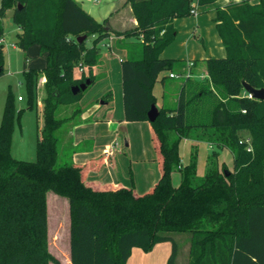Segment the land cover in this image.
<instances>
[{"label": "trees", "instance_id": "16d2710c", "mask_svg": "<svg viewBox=\"0 0 264 264\" xmlns=\"http://www.w3.org/2000/svg\"><path fill=\"white\" fill-rule=\"evenodd\" d=\"M126 1L137 25L115 32L107 19L96 21L75 0H1L0 18L11 9L21 31L17 48L36 44L45 58L42 73H24L29 109L35 105L37 73L45 82L42 151L35 162L11 155L14 122L22 112L11 94L0 123V264H59L47 248L49 192L68 200L70 264H127L134 249L149 253L161 243H171L167 264H175L172 233L190 234L188 264H264V100L249 99L243 89V83L264 89V0L217 10L214 22L226 56L203 62L205 80L195 75L201 62L190 61L176 105L160 108L149 123L160 178L147 193L96 189L85 180L84 167L58 164V131L69 122L57 117L58 109L80 101L83 92L73 95V87L86 79L95 83L91 70L100 59L99 45L111 34L136 39L120 45L127 54L121 62L124 121L148 122L156 105L154 86L166 79L160 76L183 73L184 61L160 55L174 41L173 20L192 16L194 1ZM3 34L0 26V39ZM83 66L88 75L74 79V70ZM0 68L1 76L3 45ZM107 98L110 93L102 100ZM195 130L209 132L215 146L231 152L234 164L231 172L208 170L197 186L195 154L185 167L179 154L180 142ZM242 132H248L250 152L239 143ZM175 171L181 173L178 187L172 185Z\"/></svg>", "mask_w": 264, "mask_h": 264}, {"label": "rangeland", "instance_id": "374dc122", "mask_svg": "<svg viewBox=\"0 0 264 264\" xmlns=\"http://www.w3.org/2000/svg\"><path fill=\"white\" fill-rule=\"evenodd\" d=\"M92 1L93 0H88L90 3H92ZM98 2V4L93 6V16L95 20L100 21V23L109 17L112 7L114 8V6H116L115 11L120 7L119 0H98ZM12 16L13 11L9 9L6 11L5 16L0 18V26H2L4 31L2 37V39H4V72L0 76V123L5 110L7 97L11 94L15 110H22L19 119L14 122L11 155L16 160L35 162L37 160L38 151L40 153L42 151L39 128L42 124L43 115L39 112L38 108L42 107V100L44 97L43 74L41 73L45 68V58L39 54V47L36 44L32 45L26 51L17 48L16 41L19 29L13 22ZM92 40V38L88 39V47L92 45ZM129 41V43H135L136 39L131 38ZM99 47L100 51L104 50L107 53V48H103L102 44H100ZM108 54V59L112 61L115 68L117 67L118 69V55ZM98 63L93 66V68L97 67ZM76 69L87 70L86 66ZM29 70L41 72L40 74L37 73L36 99L32 109L28 108V91L24 82V73ZM203 72L204 70L202 69L200 73ZM167 74L168 72H164L161 76L166 77V99H169L171 92H173V95L175 92H179V86L182 84L183 79L172 80L167 77ZM109 76L112 79L111 84L113 86L116 81L113 70L112 74ZM92 86L93 84L83 92L81 99L92 91ZM172 87H175L176 90H172ZM109 93L112 99L113 94L112 92ZM104 96H102V98ZM82 109L78 101L73 105L60 107L57 112V117L67 118L69 122H78L82 114ZM77 110L79 112L76 113L75 111ZM111 117L112 122L110 123H99L95 125L85 124L75 128L73 139L76 143H82L86 140L92 141L93 152L91 156H94V158H101L109 153L112 147L114 148L111 160L107 161L98 171L90 170V175L98 179L125 182V184L135 186L137 191L145 194L150 190L148 189V191H145L147 187L152 181L157 179L159 174L157 164L153 161L156 153L154 154L149 124L147 122H126L124 121L123 114H118L117 111H114ZM66 129L67 123L58 131L59 165L70 163L69 152L63 145ZM247 137H249L248 132H242L240 134L241 139ZM188 139L192 143V148L194 147L195 151L191 152L192 148H187L189 145L187 144L185 148V157L181 160V165L183 167L189 165L191 162V154H195L196 172L192 179L193 186L199 185L210 169L218 168L221 171L223 168L228 171L234 169L231 152L228 149H220L215 146L213 144V137L209 132L195 130L190 133ZM209 145H212L213 149H211ZM181 151H183L182 146ZM85 160L86 157L80 154L74 157V161L80 164L84 163ZM172 175L173 178L176 179L174 181V186H179L181 180L180 171H175ZM52 195L55 194L49 192L46 197L48 252L58 260L59 264H70V256L67 250L69 241L68 225L70 224L68 201H54ZM170 235L178 246L176 264H187L190 234L172 233ZM170 253L171 243L158 245L155 253L148 254L142 264H167ZM128 264H134V260H131Z\"/></svg>", "mask_w": 264, "mask_h": 264}, {"label": "crops", "instance_id": "0c3cea01", "mask_svg": "<svg viewBox=\"0 0 264 264\" xmlns=\"http://www.w3.org/2000/svg\"><path fill=\"white\" fill-rule=\"evenodd\" d=\"M77 3L81 5V7L93 18V6L98 4V0H93L92 3L88 2V0H75ZM194 1V14L187 18L175 19L172 22V25L175 29V38L172 44H170L160 55L161 59H171V60H181L184 61L185 64L181 66L183 73H175V74H185L188 72L189 67H191L190 61H200L201 63L197 65L195 69L197 71L196 78L201 80L200 77L206 76V74L200 73L202 69L204 70L203 62L208 59H221L226 56L225 48L218 36L216 31L215 18L217 15L218 9H223L230 4L240 3L242 0H217L215 3L207 5V6H198ZM258 0L251 1V4H256ZM120 7L115 11V7L110 10L109 17L107 20L109 21L110 28L115 32H123L129 29H133L137 23L133 17L132 10L130 5L126 0H119ZM95 19V18H94ZM105 20V19H104ZM98 21V20H96ZM100 22V21H98ZM21 31H18L20 34ZM17 34V35H18ZM130 39H123V37H116L114 34L104 40L101 44L103 48H107V53L103 50L100 51V59L97 67L92 68V75L95 77V83L92 86V91L85 95L80 101L79 105L83 108L81 111V117L78 122H68L67 129L64 134L63 145L69 152L70 162L74 163L77 166L84 167V177L88 184L93 186L96 189H114L118 187L130 188L133 187L137 194H142L143 192L137 191L135 186H130L125 184V182L119 180H103L95 178L94 176L89 174L90 170L98 171L102 168V166L111 160L113 147L110 149V156L104 155L101 158H94L91 156L93 152V144L92 141L86 140L82 143H76L73 139V133L75 128L80 127L85 124H99V123H110L112 122V115L114 111H117L118 114L123 113V98H122V79H121V62L126 59L127 55L126 50L122 48L120 45H124L129 43ZM4 41V39H3ZM102 48V49H103ZM108 53L112 55H118L119 60V68H115L112 61L108 59ZM44 57V56H43ZM88 70V69H87ZM86 69H75L74 70V79H80L82 76L86 77L88 75V71ZM112 70L114 71V77L116 79L115 86L111 84ZM169 74L167 77L169 78ZM165 77V76H164ZM162 76H160V79ZM171 79V78H170ZM174 80V79H172ZM45 79L43 78V83ZM180 87V86H179ZM88 89V88H87ZM86 89V90H87ZM176 90V88L172 87V90ZM114 90V91H112ZM112 92V99L102 100V96ZM169 99H166V91H165V82H157L153 89V94L156 98V108L159 110L162 107L172 108L176 105L178 100V93L175 92L172 94ZM39 112L43 115V105L41 108H38ZM149 124V122H147ZM43 125H40L39 131L41 130ZM150 127V125H149ZM151 141H152V133L150 128ZM153 144V141H152ZM183 144V145H181ZM187 144H189L187 146ZM181 146L182 150L181 151ZM192 148V143L189 139H183L179 145V154L181 160L185 157V148ZM154 147V145H153ZM211 149H213L212 145H209ZM156 150L154 149V154ZM80 154L86 157L84 163H77L74 161L75 155ZM153 161L156 162L157 168L159 171L157 179L152 181L150 185L147 187L145 191L151 189L160 178V166L157 161V153L155 154ZM234 166V165H233ZM234 168V167H233ZM230 171V170H229ZM233 171V169L231 170ZM230 171V172H231ZM176 179L173 178L172 175V185L174 186V181ZM178 187V186H174ZM52 199L54 201H68L67 199H63L57 195H52ZM69 212V205H68ZM69 229V225H68ZM69 240V239H68ZM165 244V243H161ZM157 244L153 250L149 253H144L139 249H134L132 254L127 262V264L134 260V264H142L143 260L146 258L148 254H153L158 247ZM190 243L188 245L189 252ZM69 253V241L67 247ZM67 253V254H68ZM178 257V252H177ZM176 257V259H177ZM176 264V260H175ZM188 264V263H187Z\"/></svg>", "mask_w": 264, "mask_h": 264}, {"label": "water", "instance_id": "95a60500", "mask_svg": "<svg viewBox=\"0 0 264 264\" xmlns=\"http://www.w3.org/2000/svg\"><path fill=\"white\" fill-rule=\"evenodd\" d=\"M107 31L110 30V28H106ZM84 37L79 38L78 42L83 40ZM2 69L0 68V73ZM91 82L89 79H86L84 83H81L78 86H75L72 88L73 95H77L79 92H84L86 89L90 86ZM243 89L244 91L251 95L253 99L263 101L264 100V89H254L250 85L243 83ZM158 116V109L156 108V105H152L150 111L148 112V122L152 123L156 120ZM226 175H228V172H226Z\"/></svg>", "mask_w": 264, "mask_h": 264}, {"label": "built area", "instance_id": "2783aa9c", "mask_svg": "<svg viewBox=\"0 0 264 264\" xmlns=\"http://www.w3.org/2000/svg\"><path fill=\"white\" fill-rule=\"evenodd\" d=\"M194 10L192 11V14H194ZM4 43L3 39L1 38L0 39V46H2ZM189 71V70H188ZM189 75V72L185 73V74H175V73H171L169 74V78L171 79H185L187 76ZM201 80H205L206 79V76H202L200 77ZM246 96L249 98V99H252L251 95L247 94L246 93ZM20 100V98H19ZM240 144H246V150L248 152L251 151V146H250V140L248 138H245V139H241ZM111 152L107 153L106 156H110Z\"/></svg>", "mask_w": 264, "mask_h": 264}]
</instances>
